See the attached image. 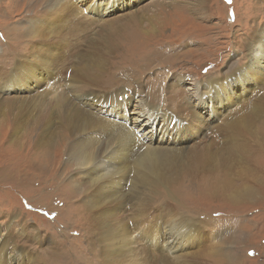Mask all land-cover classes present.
<instances>
[{
	"label": "rangeland",
	"instance_id": "rangeland-1",
	"mask_svg": "<svg viewBox=\"0 0 264 264\" xmlns=\"http://www.w3.org/2000/svg\"><path fill=\"white\" fill-rule=\"evenodd\" d=\"M65 1L71 4L70 0ZM74 1L75 5L57 6L54 0H0V76L14 74V77L19 78L20 83L24 84L20 88L0 90V101L8 103L20 98L21 95L32 98L39 95L40 92H44L45 89L50 93L53 84L51 82L55 79L54 73L57 70H67L72 73V70L77 66H83V69H92L93 64L87 65L85 62V65H82L79 62L85 49L88 52V57L91 55L93 58V43L101 37L104 28L111 27L113 37L118 39L124 36L123 29L128 27L136 17L140 20L138 23L142 25V31L130 30L131 32L123 40L124 44L122 43L123 45L119 47L116 55L111 53L106 56V51L103 49V47H108L106 41H102L103 36L99 40L98 45L103 50L104 57L110 58L106 75H103L102 72V79L108 80L100 84V90L94 92L84 90L85 97L87 99L88 95L93 96L95 105L101 106V113L107 117V108L111 100L108 98L110 93L122 88L134 90L140 83H143L145 85L143 91L152 104L149 108H160V106L169 108L164 105L165 103H172L171 109L181 108V101L177 99L184 91L177 88L169 90L168 86H165L166 80L164 82V79L178 75L183 88L186 91L188 89L194 91L198 84L208 77L223 75L222 73L232 75L231 72L235 66L230 67V65L235 61L233 64L238 63L240 67H243L247 62L249 48L246 43L249 42L250 37L257 36L264 28V0H231V2L229 0H200L203 1L201 6L205 9H203L205 11L203 16L192 11L191 6L186 2H181L178 5L172 4V6L166 4L163 9L156 11L154 10L156 0H103V3H101L102 0H92L86 5L78 4V0ZM93 1L101 3L100 6H96L98 8L94 15L91 12L94 10L87 8ZM109 1L114 5L108 10L103 9L104 3ZM79 5L85 6L83 10ZM154 12L157 13V16ZM69 16L72 17L71 20H68ZM77 27H81V29L76 31ZM35 29L41 30L44 36L40 37V34H36ZM75 32H77L76 35H74ZM78 39L80 44L76 46L75 43ZM40 40L46 43L42 46V52L33 49L35 43ZM64 41H71L74 44L71 46V51L67 49L65 52L61 48ZM42 53L46 55L45 58ZM168 55L169 58H167ZM20 64L23 68L19 67ZM24 64L28 66L33 64L34 71L30 74V78H28V74L23 73ZM94 72L96 77L100 76V71H98L99 74L97 71ZM157 87L163 88L161 97L164 100L157 101L153 98L157 94ZM70 88L71 86H67L66 89L70 90ZM69 93L72 96L70 102L71 99L78 100L77 93L73 94L71 91ZM149 94L151 97L154 96L151 98ZM224 104H218V96L213 94L211 105L214 113L221 114L228 109V113L233 114L244 105L243 113L235 114L232 120L236 123L245 120L239 132L237 129L225 132L218 127L219 124L214 129L215 132L207 130L210 138L213 135L216 137L213 141H209L210 147L215 149V153L219 151L216 157L209 158L210 163L215 167H218L221 156L223 158L232 156H229L233 153L227 149L229 146L236 150L238 148L237 151H240L241 156L246 152L243 146L247 143L252 145V150L264 148V133L260 134V137L257 135L259 127L264 126V60L245 78V88L240 90L239 85L234 93L231 90L229 99ZM29 105L33 115L31 113L29 116L30 112H27L24 118L29 119L30 123L24 121L20 130L13 135L14 137L12 136L14 129L12 131L11 126L14 125L12 119L15 116L7 111V105L0 108V227L2 231L0 232L4 237H7L9 233L11 236L13 235L11 239H13L12 247L14 248H10L9 252L12 263L15 261V264H106L104 262L107 256L102 254L103 248L100 240L103 228L101 224H97L94 229L89 225V223L91 224L92 211L90 212L86 208L84 200L85 193L88 191L81 187V192L78 193L74 185L76 182L83 183L84 175L76 167L72 169L68 167L69 149L72 147L75 137L68 135V131L57 123L59 121H56L58 120L56 114L50 111L49 116L44 118L51 121L53 133L50 136L53 138L51 137V142L48 145L38 144L41 152L39 150L40 154L36 155L35 153L34 157L36 146L32 139H36V134L26 131L33 124H42V119L39 116L46 110L41 105ZM14 110L16 113L18 108ZM146 110L147 107H145ZM200 111L209 118L213 114V112L209 113L211 111L209 103L201 105ZM132 112L130 114L133 121L136 119L134 122L140 124V117L133 116ZM181 113L174 116L178 119L173 121L171 127V131H175V134H169V138L176 140L179 133L181 138L187 135L190 138H195L188 143H195L197 148H202L199 143L206 138L201 139L200 135L192 128L181 133L180 126H187L192 122V116L188 111ZM147 115L143 118L145 121L148 120ZM35 119L37 120L33 121ZM7 121L12 124L5 128L3 125ZM144 123L143 128L139 130L136 128L137 131L140 134L147 132V137L150 136L148 140L151 143L156 142L153 139L157 137L155 128L147 121ZM163 126L162 120L158 125L162 137L158 141L168 138V136H164ZM20 133L23 134L22 140L16 143L14 138L21 135ZM57 145H61L60 148ZM43 146L44 148L47 146L49 154L46 152V148H42ZM66 150H68L67 158L66 155L63 156ZM257 156L253 161L255 169L253 168L254 171L251 172L252 177L249 173H247V179H244L243 176L240 177L241 173L239 176H237L238 174L227 176L228 180L232 178L234 189L241 190L247 186H255L250 177L253 178L256 174L260 175L263 183H260L257 188L259 189L258 195L254 198L233 201L228 198L230 188L217 191L213 184H209V177L204 175L203 180H198L192 185H188L181 179L167 183V187L160 188L152 197L154 199L156 197L154 204L156 202L155 206L161 208L163 205L167 206V201H169L174 210L179 209L180 211H178L184 216L190 217L192 221L200 225L199 227L196 224L198 232H204L201 231L204 226L214 233L217 232L220 244H216L214 249L219 248L220 250L218 249L216 254L224 251L233 253V250L237 249L239 256L241 255L239 259L237 258L239 264H264V150H261L260 155ZM37 160L41 165H46L47 170L52 169V173L38 169L37 166V169L36 167L31 169V166L38 162ZM232 163L230 162V164ZM129 187L130 182L127 185L128 189ZM131 207L132 204H126L128 212L132 211ZM158 207L151 210L153 214H156ZM129 216L132 217L130 214ZM177 218L181 219L182 217ZM231 220L233 224H229ZM131 222H133L132 219L130 224ZM199 228L202 229L198 230ZM34 232L38 233V237ZM235 232H238L239 242L233 241L231 238ZM162 233L164 234V231ZM166 234L170 235L169 231ZM214 235L211 236L214 237ZM4 237L0 238L3 248ZM135 237H141L138 235V231L135 233ZM201 237L206 239L204 235ZM95 238H99V246L96 249H91V240ZM163 238L165 240L172 239L167 235ZM206 243L208 245V241H195L191 245L184 246L183 249L178 248L177 253L203 250L202 258L207 264H227L225 263L228 260L226 257H223L221 262L215 259L212 261L208 254L212 255L209 252L213 248H205ZM145 245H147L146 239L135 247L133 254L139 253V257L140 254H145ZM15 247H19L21 254L17 262V257L12 256L16 253L12 250ZM112 249L108 252L109 259L113 258ZM172 251L176 252L177 249L170 250L168 246H163V250L160 248L158 256L161 257L162 253L173 256L174 252ZM6 253L8 254V252ZM3 254L2 252L0 256ZM124 258L126 257L123 255L117 257L116 260L113 259L114 264H129L127 258ZM123 259L125 262H122ZM141 261L150 264L151 259L149 260L144 255ZM143 262L142 264H144ZM188 262L191 264L189 260Z\"/></svg>",
	"mask_w": 264,
	"mask_h": 264
},
{
	"label": "bare ground",
	"instance_id": "bare-ground-1",
	"mask_svg": "<svg viewBox=\"0 0 264 264\" xmlns=\"http://www.w3.org/2000/svg\"><path fill=\"white\" fill-rule=\"evenodd\" d=\"M54 1H56L54 3H56L57 6H69L71 4L75 5L74 0H70L71 4H68L65 0ZM89 1L92 0H78V4L86 5V3H88ZM181 2H186L187 5L191 6L190 9L195 13H200V16H203L205 14V9L201 6L203 1L201 2L200 0H173L168 2L164 0H156L154 2V10H161L165 7L166 4L172 6V4L178 5ZM101 3H103V0ZM101 3L99 4L96 3V1H93V3L91 5L89 4L87 8L94 10L91 11L94 15L96 14L95 12L98 8L96 6H100ZM78 4H76V6H78ZM113 5L114 3L111 1L106 2L103 5V9L108 10ZM79 6H82V10L83 7H85L83 5ZM100 12H102V9H100ZM154 14L157 16L156 12H154ZM71 19L72 17L69 16L68 20ZM92 19L93 21H95L94 18ZM138 22H140L139 18L137 19L135 17L129 24V26L123 29L124 36L118 39L113 37V31L111 27L104 28V32L102 33L101 37L103 36L102 41H106V45L108 46L107 48L103 47L104 51H106V56L111 53H113V55H116L118 53L119 47L124 44L123 40L128 37L129 33L131 32L130 30L137 29L139 31H142V25ZM80 29L81 27H77L76 31H79ZM35 33L40 34V37L44 36L42 31L39 29H35ZM76 34L77 32H75L74 35ZM101 37L95 40L93 43V58L91 57V55H89L88 57V52L84 48L85 51L79 59V62L82 65H85V62L87 65L93 64L92 69H83V66H77L72 70V73H69L67 70H57L54 73L55 79L53 80V82H51L53 84L51 86L52 89L50 93L47 91V89H45L44 92H40L39 95L32 98L22 97L21 95L20 98L16 100L13 98L14 100L8 103L0 101V108L7 105V111L11 112L15 116V118L12 119V122L14 123L13 126H11L12 123H10V121L5 122V125L3 126L5 128L11 126L12 131L14 129V133H12L13 136L18 130H20V127L24 121H29V119L24 118L27 112H30L29 116H31L32 111L29 104H31V106L41 105L46 110L39 116L43 121H41L42 124L33 122L37 125H31L26 131L35 132L36 134V139H32L35 141L34 143L36 146L34 157L35 153L37 155L40 150L37 145H48L50 144L49 142H51V137L53 138V136H50L53 133L52 124L50 123L51 121L48 118H44L49 116L50 111L56 114V118H58V120L56 121H59L57 123H59L64 127V129L68 131V135L75 137L72 142V147L69 149L70 160L69 163H67L69 164V169L76 167L77 169L81 170L82 175H84L83 183H72H74L78 193L81 192V187L88 191L87 193H85L86 198H84V200L86 208H88L90 212L92 211L90 220L91 224L89 223V225L94 229L97 224H101V227L103 228V234L100 240L102 242L103 248L102 254L106 255L107 257L105 258V262L101 260L102 262L106 264H114L115 261L113 259L116 260L117 257L124 255L127 258L129 264H142L143 261L141 260L145 255V257H148L149 260L151 259V261H149L150 264H190L188 260L191 262V264H207V262L202 258L204 254V252H202L203 250L184 252L181 254L177 252L179 249H183L184 246L191 245L195 241H208V245L206 243L205 248H213L209 252L212 255L208 254L211 260L215 259L218 262H221L222 258L226 257L228 260L225 261V263L239 264L237 258L239 259L241 255L239 256V250L236 251L237 249H234L233 253L224 251L216 254L219 248L216 250L214 249V247L216 244H220V242L218 241L219 238H217V232L214 233L212 230L206 229L205 226L203 227V229H198H202L201 231L204 232H198L196 227V224L198 223L192 221L190 217L184 216L183 213L179 212V209V211L174 210L172 205L169 204V201H167V206L163 205L161 206V208L155 206L156 202L154 204V201L156 200V197L155 199L152 197L154 196L156 191H158L162 187H167V183L171 181L181 179L188 185H192L195 184V182H197L198 180H203L204 175H207L209 177V184H213L217 191L219 189L230 188V194L228 198L232 199L233 201L237 202L245 200L247 198H254V196L258 195L257 191L259 189L257 188L259 187L260 183H263V180L258 174L251 178V175H253L251 174V172L255 169L253 166L255 157L257 155H260V151L264 150V148H255V150L253 149V151L251 149L252 145H249L247 143V145L243 146L245 147L247 153L245 152V154L241 156L240 151H237L238 148L236 150L235 148H231L232 146H229L227 149L233 152L229 154V156H232L224 158L221 156L218 167H215V165H212L210 163L209 158L216 157V154L219 153V151L215 153V149L213 147H210L209 141H213L216 137H214L213 135L210 138L207 134V130L210 129L215 132L214 129L219 124L218 127L225 132L236 129L237 132L240 131L242 123L245 119L241 122L236 123L232 120V117L235 114L243 113V108L245 109V106L242 105V107H240L233 114H229L228 109L221 114H217L213 112L211 99L213 94H216L218 96V104L225 105L224 102L229 99L231 90L234 93L239 85L240 90L245 88V78H247L252 70L256 66L260 65L264 60V28L258 33L257 36L250 37L249 42L246 43L249 48L247 50V62L245 61L246 63L243 65V67H240L238 63L233 64L235 61L232 63L233 65H230V67L235 66V69H233L231 72L232 75L222 73L223 75L220 74L218 76L216 75L213 77H208L205 81L200 82L198 84V87L194 91L189 89V91H186V89L181 85V78L178 75H172L168 79L163 78L164 82L166 80L165 86H168L169 90L177 88L182 92L184 91L177 99L181 101V108L174 107L173 109H171L172 103L164 104L169 108H164L162 106H160V108H149L152 104L149 99H147L145 92L143 91L145 85L143 83H140L134 90L122 88L121 90L117 89L113 93L109 94L108 98H111V100L109 107L107 108V117L101 113V106L95 105L94 97L88 95L86 99V92H84V90H88L91 92L100 90V84L108 80L102 79V76L104 74L106 75V69L110 58L107 59L106 57H104L103 50H101L98 45L100 43L99 40L101 39ZM79 42L80 40L78 39V41L75 43L76 46L80 44ZM45 44L46 43L44 41L40 40V42L35 43L33 49H38L42 52V46ZM71 46H74L71 41H64L61 48L66 52L67 49H69L70 51L72 50ZM42 56L44 58L46 57L44 53H42ZM169 57L170 56L168 55L167 58ZM19 67L23 68L21 64L19 65ZM24 67L25 70L23 71V73L28 74V78H30V74L34 71L33 64H30L29 66L27 64H24ZM18 71H20L19 68ZM94 71H97V73L98 71H100V76L96 77ZM156 84L158 85V83ZM23 86L24 84L20 83V79L14 77V74H6L4 76H0V90L15 89ZM67 86H71L70 90L66 89ZM79 87L80 89H78ZM162 87L164 88V85H162ZM156 89L157 94L155 97H153L154 95L152 97L157 101L164 100L163 97H161L163 96L162 89H160V87H157ZM69 91H71L73 94L77 93L78 95H76V97L78 98V100L71 99L70 102V98L72 96H70ZM147 92L146 94H148ZM149 97H151V94H149ZM135 101L136 103H134ZM102 103L103 102L101 101V104ZM208 103L211 108V111L209 113L213 112L211 118L200 111V106L206 105ZM178 104L180 105V103ZM145 107H147V113L145 111ZM15 108H18V111L16 113V110H14ZM96 110H98V112H96ZM131 111H133V116L138 115V117H140V124H136L134 122L136 119L133 121L130 114ZM186 111H188V113L192 116V122L188 123L187 126H180L181 133L185 132L189 128H192L194 132L200 135L201 139L206 138V140L199 143L202 148H197L195 143H188L192 142L195 138H190L187 135H184L181 138V134L179 133L176 136V140H171L169 138V134H173L175 132L171 131L173 121L178 120L176 117H174L175 114L178 115L181 112ZM146 114H148V120H146L147 123L152 125L157 133V137L153 138L156 142L151 143L148 140L150 136L147 137V132L140 134L136 129L138 128L139 130L140 128L144 127V122L146 121L143 118L146 116ZM36 120L37 119L33 121ZM162 120L164 125V136H168V138L166 140L161 139L158 141V139L162 137V134L160 133L158 128V125L161 124ZM257 133L259 137L260 134L264 133L263 125L262 127H259V132ZM21 135H17L14 138V141L16 143L22 140L23 134ZM44 146L42 147L43 149L47 147L46 146L44 148ZM59 146L57 145V147ZM21 151L23 152L22 149ZM46 152L49 154L48 149L46 150ZM65 155L67 158L68 150L63 153V156ZM230 162L233 163L230 164ZM36 166L38 167V169H43L45 170V172L52 173V169L47 170L46 165H41L39 161L34 163L31 166V169H35ZM247 173H249V175L251 176L249 177L255 186H247L241 190L237 188L234 189L231 182L232 178L230 180L227 179V176L230 177L231 175L237 174V176L240 175V177L243 176L244 179H247ZM129 182L130 187L128 189L127 185ZM138 187L139 189H137ZM152 199L154 200L152 201ZM126 204H132L131 212H128L129 210H127ZM154 207H158V211H156V214H153L152 212ZM129 214L132 215V217H130ZM179 216L182 218H177ZM131 219L133 220V222H131L130 224ZM155 220H157L158 222H156ZM231 222L232 220L229 222V224H233ZM218 223L219 222H217V224ZM137 231L138 235H141L140 238L135 237V233ZM163 231L164 234L162 233ZM168 231L170 235H166L171 236L172 239H162L163 236H166L165 233H168ZM1 232L0 238L4 237L3 233ZM34 233L35 235L37 234L38 237V233ZM237 233L238 232H235V234L231 238L233 241L239 242ZM212 234H215L214 237L211 236ZM201 235H204L206 239L202 238ZM12 236L9 233L7 237H4V248L2 247V243H0V254L2 252L4 253L0 256L1 264H15V261H13L12 263L11 254H9L11 250L10 248H14L12 247ZM98 239L99 238H95L91 240V249H96V247L99 246ZM145 239L147 240V245L144 246L145 254H140V259L139 253L133 254V251L135 250V247ZM163 246H168L170 250L176 248L177 251H172L174 252L173 256L162 253L163 255L159 257V250L160 248L163 250ZM110 249H112V259L108 258L110 257L108 255ZM12 250L16 252L15 254H12V256H14L15 258L17 257L16 261H18L19 257L21 256L19 247H15V249ZM6 252H8V254ZM98 253L100 254V252ZM124 259L122 262H125Z\"/></svg>",
	"mask_w": 264,
	"mask_h": 264
},
{
	"label": "snow or ice",
	"instance_id": "snow-or-ice-1",
	"mask_svg": "<svg viewBox=\"0 0 264 264\" xmlns=\"http://www.w3.org/2000/svg\"><path fill=\"white\" fill-rule=\"evenodd\" d=\"M229 2H231V0H229Z\"/></svg>",
	"mask_w": 264,
	"mask_h": 264
},
{
	"label": "clouds",
	"instance_id": "clouds-1",
	"mask_svg": "<svg viewBox=\"0 0 264 264\" xmlns=\"http://www.w3.org/2000/svg\"><path fill=\"white\" fill-rule=\"evenodd\" d=\"M17 262V261H16ZM19 264V263H18Z\"/></svg>",
	"mask_w": 264,
	"mask_h": 264
},
{
	"label": "water",
	"instance_id": "water-1",
	"mask_svg": "<svg viewBox=\"0 0 264 264\" xmlns=\"http://www.w3.org/2000/svg\"><path fill=\"white\" fill-rule=\"evenodd\" d=\"M1 264V263H0Z\"/></svg>",
	"mask_w": 264,
	"mask_h": 264
}]
</instances>
